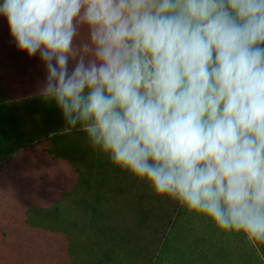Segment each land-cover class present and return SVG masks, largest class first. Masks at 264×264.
I'll use <instances>...</instances> for the list:
<instances>
[{
  "label": "clouds",
  "instance_id": "1",
  "mask_svg": "<svg viewBox=\"0 0 264 264\" xmlns=\"http://www.w3.org/2000/svg\"><path fill=\"white\" fill-rule=\"evenodd\" d=\"M0 15L70 128L158 196L264 244V0H3Z\"/></svg>",
  "mask_w": 264,
  "mask_h": 264
},
{
  "label": "crops",
  "instance_id": "2",
  "mask_svg": "<svg viewBox=\"0 0 264 264\" xmlns=\"http://www.w3.org/2000/svg\"><path fill=\"white\" fill-rule=\"evenodd\" d=\"M87 40L81 28L76 43ZM46 80L39 54L20 51L0 15V249H16L27 232L29 246L48 249L46 257L65 248L64 264H201L203 253L209 257L225 232L158 196L70 128L44 96ZM41 233L53 240L42 245Z\"/></svg>",
  "mask_w": 264,
  "mask_h": 264
},
{
  "label": "rangeland",
  "instance_id": "3",
  "mask_svg": "<svg viewBox=\"0 0 264 264\" xmlns=\"http://www.w3.org/2000/svg\"><path fill=\"white\" fill-rule=\"evenodd\" d=\"M24 235V241L19 242L16 249L10 247L0 249V264H64L65 248H58L57 254L52 251V256L46 257L48 249L29 246L31 233L25 232ZM56 235L60 241L64 240L63 234L62 237L60 233ZM40 236L42 245L54 237L49 233H41ZM215 247L214 252L211 249L209 257L203 253V257L199 259L201 264H205L206 258H209L208 264H264V244L253 243L243 234L219 232ZM29 253L32 254V258Z\"/></svg>",
  "mask_w": 264,
  "mask_h": 264
}]
</instances>
